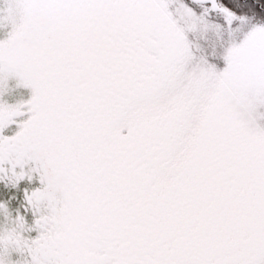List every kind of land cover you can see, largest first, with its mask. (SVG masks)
Returning <instances> with one entry per match:
<instances>
[{
  "label": "snow or ice",
  "instance_id": "obj_1",
  "mask_svg": "<svg viewBox=\"0 0 264 264\" xmlns=\"http://www.w3.org/2000/svg\"><path fill=\"white\" fill-rule=\"evenodd\" d=\"M0 264H264V0H0Z\"/></svg>",
  "mask_w": 264,
  "mask_h": 264
}]
</instances>
